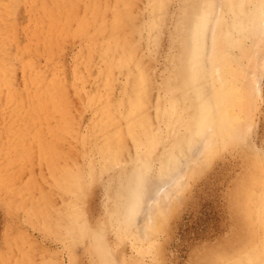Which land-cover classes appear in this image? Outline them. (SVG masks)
I'll use <instances>...</instances> for the list:
<instances>
[{"label": "rangeland", "instance_id": "rangeland-1", "mask_svg": "<svg viewBox=\"0 0 264 264\" xmlns=\"http://www.w3.org/2000/svg\"><path fill=\"white\" fill-rule=\"evenodd\" d=\"M76 1L79 5L77 7L74 4L77 3ZM76 1L72 2L74 5L67 2L71 8L66 7L65 2H60L63 3V8L58 7V0L2 1L0 27L3 28L4 34H12L14 39L21 42L16 44L10 38L0 37V43L6 44L8 48V55L1 53L7 57H4L8 66L6 80L10 81L12 91H16L18 95L25 94L28 83H30L27 81L29 77L31 79L39 77L38 80L42 82L43 88L46 84H48L47 87L49 86L48 89L55 85L58 88L62 86L61 89L59 88L60 91L56 90L59 91L58 94L62 100L65 95L67 96L63 100L67 113L62 116V113L52 111L49 113L51 115L8 112L5 103L7 87L0 95V264H100V260L99 263L95 260L91 244L88 241L82 243L78 235L74 236L76 222L83 225L86 221L90 223L84 224L88 228H96L99 225L104 227L107 232H105L107 235L104 233L106 235L104 241L107 245L109 243L108 246L112 249L118 247L115 252L121 260L135 256L136 246L139 245L137 248L146 247L145 249L150 252L145 254L141 264H232V261H236L238 264H241L239 262L251 264V261L248 260L253 258L254 255L250 256L252 253L256 254L254 260L259 258L258 261L251 259L253 263L264 264V41L258 48L256 47L258 51H251L252 55L258 57L255 60L256 67L254 66L257 68V70L255 69L257 72L252 73L253 66L251 64L250 69L245 68L251 58H242L245 59L244 63L241 60L242 66L247 64L245 69L243 68L247 70L244 71V76L246 77L245 74L249 75V73L253 74L252 78L250 75L247 76L253 83L246 80L247 78L244 79L253 86V94L251 93V98L247 99H250L248 105L251 106L249 107L251 113L248 110V116L241 112L247 105L245 103H249L243 95L245 89L242 88L244 98L241 97V93H239L240 96L235 95L239 96L237 97V99L240 98L239 102L242 101L245 104L241 102L240 107L243 106L240 110V113H243L241 116H244V121L249 120L247 124L244 122L243 126L245 128V125H248V128H242L244 132L242 135L245 134L246 141H243L244 138L232 141L229 147L218 152L210 163H205L200 167L201 173H197V175L195 173L194 176L192 175L193 177L190 175L192 170L196 172V165L190 172L188 170L187 175L184 176V179L187 180H182L181 188H178L180 193L184 192L181 195L177 193L175 195L177 198L174 196V202L176 199L179 200L176 201L175 208H173L174 202L173 206L170 204L175 210L172 211L169 206L168 209L172 212H165L168 215L167 218L164 214L161 217L163 220L158 221L160 222L159 226L162 225L158 226L159 233L153 237L155 245L149 240L134 244L128 239L119 240L116 232L111 228L109 217L114 209V203L109 194L116 187L117 189L121 187V183L117 179H120L122 173L129 171L128 177L132 174L128 169L130 168V166L128 167L129 160L139 156L141 152L137 151L132 140L127 137L125 141L128 144L124 145V141L122 146L123 150L126 149L125 156L120 149L119 159L114 164L115 166L107 168L106 165L101 164L100 149L95 146L93 138V124L96 120V107L94 106L96 104L93 105L92 99L97 97L101 91V95L108 94L106 95L109 99L106 98L104 103L110 107L111 105L112 107L116 106L121 102L124 93L130 92L128 73L124 69L119 71L121 69L118 68L117 71L115 68L114 72L113 70V73L111 72V76L114 78L111 80V85L106 86L105 81H102L104 80L103 73L107 72L108 68L104 59L101 58L104 45V42H101L102 38L101 36L93 38L96 34H94L95 25H93L95 20L98 18L99 23L102 21V17L94 15V11L100 7L103 16L102 23L110 25L118 6L122 7L125 14L129 9L128 6L124 7V4L129 2V7L131 4L130 8H134L127 14H130L135 20L129 16L124 21L126 28L121 29L122 38L119 39L122 44L125 43L123 45L131 53L134 52L132 56L135 60L132 65L139 63L141 71L145 74L144 91L146 90L145 94L147 93L145 96L147 101L145 98L144 112L151 117L148 118L150 121L151 119L152 122L154 121L152 124L156 127L159 126V121L156 119V104L159 97L164 95L165 81L173 69V56L179 53L180 41L186 40L188 46L189 37L186 31H181V28L186 24L189 25V18L192 21L201 9L204 13L207 11L206 14L209 17L206 20V30H203L202 41H204V50L209 52L211 27L215 26V21H220L222 14V17L226 15V8L223 4L224 0H208V2L207 0L203 2L202 0L200 2L198 0H165L168 4H164L166 7L163 5L162 12L167 11V13H164L166 15L160 20L161 26L158 27V31L151 35L148 27L152 15L150 0H135L136 3L132 0H124L125 3L123 0H108L112 4L106 0H96V5L95 0ZM84 1L90 3L86 4ZM117 1L118 3L120 1L119 5L116 4ZM188 5L190 6L189 12ZM72 6L76 10L75 15L73 12L67 11L73 10ZM93 6H96L95 10ZM64 8L66 9L63 14ZM104 8L106 9L104 10ZM60 9L62 11L59 15L62 18L63 31H65L63 36L66 33L68 35L65 38L61 36L52 45H48L47 39L51 35L47 29L55 21L54 11ZM210 10L213 11V15L208 12ZM66 11L71 19L65 13ZM91 11H93L94 17L91 15ZM108 11L109 13L106 14ZM211 16H213L212 19ZM82 21H84L85 28L83 25L80 27ZM132 25L133 27H131ZM42 32H44L43 36ZM180 33L183 37L179 38ZM125 34L128 37H124ZM150 35L152 42L149 41ZM88 36H92L91 40L97 37L96 42H98L95 43L98 45L94 47L95 49L91 48L94 55L91 52L90 56L88 51L90 37ZM158 36L159 40H157ZM156 41H160V47ZM99 43L101 44L99 45ZM131 44L133 46L130 49L129 45ZM152 44L156 47L155 49ZM244 44L245 48L249 47L247 41ZM27 47L28 50H26ZM234 52L240 54L241 50L237 48ZM209 54L210 52L205 55L206 61ZM25 61L28 63L24 66L23 62ZM205 63L206 66L207 62ZM244 76L242 77L244 78ZM243 78H241L242 82H238L240 86L246 84L243 83L246 82L243 81ZM174 84L180 85V80H176ZM207 84L211 85V82L205 83L204 86H208ZM211 86L210 90L208 86V90L206 93L204 92L206 96L209 91L213 90ZM63 91L64 94H62ZM103 92L105 94H102ZM211 95L209 94V96ZM91 101L92 103H90ZM16 104L18 105V101ZM180 107H183V103L180 104ZM182 119H185V116ZM62 120L67 126L63 125ZM192 121L196 122L195 117ZM91 125L92 129H90ZM165 135L163 134V138ZM89 136L92 138V142L85 143L84 138ZM168 140L169 135L163 141L167 142ZM201 147V142L194 145L193 154ZM163 148L164 145L158 148V153ZM204 154L205 151L201 153L197 161L200 159L201 163ZM185 157L187 158V156ZM185 157L181 158L184 159L182 161H185ZM152 159L158 163V159ZM155 165L157 168V164ZM90 170H95L93 176L90 175ZM109 170L110 173H108ZM78 171H80L81 179L86 183L89 182L86 190L81 194L78 192L75 181ZM94 175L98 177L96 180L93 178ZM172 175L174 172L161 177L154 171L147 175L149 178L146 176L147 179H144L147 180L144 182L145 190H142L144 200L141 199L143 207L140 220H143L150 208L154 191L157 190L159 195L160 190L173 183ZM176 176L178 177L180 174H176ZM191 177L194 179L191 180ZM91 180H93L92 184H90ZM187 181L190 185L183 183ZM182 186L186 189L184 190ZM75 218L79 222L74 221ZM164 226L166 228L162 232L159 231ZM260 254L262 255L260 256ZM238 257L241 258L238 260Z\"/></svg>", "mask_w": 264, "mask_h": 264}, {"label": "bare ground", "instance_id": "bare-ground-1", "mask_svg": "<svg viewBox=\"0 0 264 264\" xmlns=\"http://www.w3.org/2000/svg\"><path fill=\"white\" fill-rule=\"evenodd\" d=\"M2 1L3 0H0V16L2 13ZM74 1L76 0H58V7L63 8L62 6H64L62 5L63 3H60V2H65L66 5H67V2L69 3L71 2L72 5L76 4V7H77L78 1H76L77 3H74ZM132 1L135 2V0H132ZM203 1L204 0H202V2ZM106 2H110V1L106 0ZM198 2H200V0H198ZM84 3L86 2L84 1ZM89 3H86V4H89ZM94 3L96 5V0L94 1ZM165 3H167L165 2V0H150V7H151L152 15H151V19L149 18L150 21H149L148 27H149L151 35H154L158 31V27L161 26L160 20L163 18L164 15H166L164 13H167L166 11L167 8L165 10L166 12H162V8ZM114 4H113V7L115 8ZM116 4L119 5L120 1L119 3L117 1ZM128 4L126 5L124 4V7L128 6V9H129L127 10L126 14L122 10V7L119 8L118 6L119 10L116 7L117 11H115V14L113 12L114 18L112 19L113 21L112 23H110V25L105 22L104 23L107 25L102 23L103 16H102V13L100 12V7H99L100 4L98 5L99 9L96 8V10H95L96 6H93L95 10L94 15H97L100 18L102 17L101 23L98 22L97 20L98 18L96 17L97 19L95 20V23L93 24L95 25L94 34L95 33L96 34L94 35L93 33H91L94 35L93 38L95 36H98V38L99 36H101L102 38L101 42L102 43L104 42V45L102 44L103 51H102L101 58L104 59V62L107 64L106 66L108 69H107V72L103 73L102 77L104 80L102 81L103 82L105 81L106 86L111 85L112 83L111 80L114 79L111 76V72L113 69L115 70V68H117V71L119 69H121L119 71H122L123 69L127 71L128 73L127 79L130 85L129 86L130 92L124 93L123 98L121 99V102L118 103L116 106L113 105L114 107H112V105L110 107L104 103V100L108 97L107 93L106 95L103 92L102 94H105L104 96V95H101V91H99L100 94L97 97H94L92 99L94 102L93 105L96 104V106H94L96 107V112H95L96 120L94 121V124H93V129H94L93 138H94L95 146L100 149V153H101L100 161H102L101 164L106 165L107 168H110L111 166H113L116 163L117 159H119L118 156H119L120 149H122L123 155L125 156L124 151L126 152V149L123 150L124 147L122 148V146H123V142L125 141L127 137H129L130 140H132L133 145L137 149V151L141 152V153L139 152L140 153L139 156L132 157L129 160L128 167L130 166V168L128 169L132 172V174L128 177L129 171L128 173L127 172L122 173V175L120 176V179H117V181L121 183V187L119 189H117L116 187L114 190L111 191V194H109L110 199L114 203V206H113L114 209L110 213L109 221L111 222L110 224L111 228L116 232V236L119 240L128 239L129 241L131 240L134 244H138V242L140 241L143 242L144 240H149L150 243H154L153 237L156 233H159L158 229L162 225L161 224L159 226L160 222L158 221L163 220V218L161 219V217L164 214H166V218H167L168 216L167 213L168 212L171 213L173 210H175L173 208H175L176 201H179V200L176 199L174 202L173 199H175V197L177 198V196H175L177 193L181 195L182 192H184V191H181L180 193L178 191V188H181L180 184L182 183V180L186 179V178L184 179V176L187 175L186 172L188 170L190 172L192 168L194 169L196 167L195 168L196 172L192 170L190 175L194 176L195 173L196 175L197 173H201L200 167H202V165L205 163H210L212 161V158H215L218 152L224 151L226 148H228L232 141L239 140L240 138L241 139L244 138L245 140L243 141H246L245 134L242 135V133H244L242 131V128L244 126V122L247 124L248 123L247 121L249 120L244 121L245 118L244 116H241V114L242 115L243 113L247 114L250 111L249 107L251 106L248 105L250 104L249 102L250 99L249 100L247 99L251 98L250 96H252L253 94L252 92L253 86L252 84L249 83V82L253 83V81H251V79H248L249 77H247L250 75V73L249 75L245 74L246 77L244 76V73L247 71L244 69L245 68L250 69L249 66L252 65L253 66V68H251L253 69L252 73H254L257 70V68H255L256 67L255 60L258 57L254 54L252 55L251 51H254V50L255 52L258 51L257 48L259 47L261 42L264 41V0H224L223 4H225V8H226L225 14L226 15L222 17L223 16L222 14L221 18L219 17L220 21L218 22L215 21L214 23L215 26L212 25L213 27H211L210 35H209L211 39L210 50L208 48L210 54L209 56H207L208 57L207 61H206L207 58H205V55H207L209 52L207 50H204L205 49V46L203 43L204 41H202L204 37L203 30L204 29L206 30V27H207V26L205 27L206 20L209 17L206 14L207 11L206 13H204L203 9H201V11L197 15L194 14L195 16L193 17L192 21H191V18H189L188 20L189 25L186 24V26H183L181 28V31H186V34L189 37L188 46H187L186 40L180 41L181 46L179 49V53L173 56V59H174V62L172 64L173 69L165 81L164 95L159 97V100H158L159 103L157 101V104H156V107H157L156 119H158L159 121V123L157 122L159 126L157 125L156 127H154L155 125L152 124L154 121L152 122V119L150 121L148 118L150 116L144 112V104L146 106V103L144 102L147 101V98L145 97L147 96V93L145 94L146 90L144 91L145 74L141 71V68H140L141 65L139 63H138L139 65L138 64L136 65V63L134 66L132 65L135 60V58L132 56L134 55L133 54L134 52L131 53V51L128 50L127 47L123 45L125 43L122 44L120 42L121 39H119V38H122L121 29L126 28V24L124 26V21L127 20V18L130 16V14H127V13L128 11H131L134 9L133 7L130 8L131 4H130V7ZM68 5L66 7L71 8ZM72 7L74 10L75 9L74 6ZM93 7H92V10H93ZM106 8H104V10ZM65 9L66 8H64L63 10V14H64ZM187 9L189 12L190 10L189 5L187 6ZM73 10H70V11L67 10V11L73 12L74 14L76 10L74 11ZM214 10L217 11V9H214ZM60 11H62V9L58 11L57 10L54 11L53 15H54L55 21L47 29L51 35L50 38L47 39L48 45H52L53 42L56 39L58 40L59 37L62 36L63 38H65L66 35H68L66 33V35L63 36L65 34V31H63L64 26L62 23V18L59 15ZM67 11L65 13L68 14ZM91 12L92 14L91 13L90 14L94 17L93 11ZM208 12L210 13L211 10ZM107 13H109V11L106 12V14ZM218 14H217V17H218ZM68 17L70 18L69 14H68ZM134 18H135V15H134ZM212 18L213 16H211V19ZM131 19L133 18L131 17ZM84 21L80 22L82 23L80 27L83 25L84 27L83 26L82 27L85 28V25L83 24ZM131 27H133V25ZM131 27L129 26V29H131ZM161 30L163 31V29ZM44 32H42V36ZM126 33L129 34V32H126ZM130 34H133V33H130ZM151 35L149 39L150 42H152ZM3 36H5V38H10L11 41L15 42L16 44L21 43L18 39H14L12 34L11 35L8 33L4 34L3 28L0 27V37H3ZM125 36L128 37V35L126 34L124 35V37ZM180 36L183 37L182 33H180L179 38ZM91 37L89 38V43H88V47L90 48L88 49L90 53L89 56L92 55L91 52L93 53L91 48L98 46L96 45L98 43L96 42L97 37L95 39L92 38V40H91ZM159 38L160 37L158 36L157 40H159ZM127 40L129 41L130 37ZM244 40L245 42L247 41L248 43L247 45L250 48L247 47V45L246 47L248 49L244 47L245 46ZM131 41L133 40L131 39ZM125 42L128 44L127 41ZM159 42L160 41H158L157 43ZM100 44L101 43H99V45ZM18 45L20 48H22L20 44ZM160 45L161 43H159V47ZM6 46H7L6 44L0 43V95L4 92V90L7 87V91L5 95V101H6L5 103L7 104V108L6 107L5 108L8 110V112L11 111V112H24L28 114L48 115L52 111V112H58V113L60 112V114L62 113V116L66 114L67 111H65V104H64L65 102L63 100L66 99L67 96L63 95L64 99L62 100L58 94V92L60 91L59 88L62 86L58 88L55 85V87L57 88L52 86V88L48 89L49 86L47 87L46 85L48 84H46L44 86L45 88H43L41 85L42 82L38 80L39 77L38 79L37 78L31 79L29 77V80L27 81L30 83H28V89H26L25 94L18 95V93L16 94V91L15 92L12 91L13 88H11L12 85L10 81L8 82L6 80L7 78L6 70L8 66L6 64L5 58L7 57L2 55L1 53L3 52L6 55H8V48ZM129 46L131 49V46H133V44ZM155 48L156 47L154 46V49ZM237 48L241 50L240 54L239 52L238 53L234 52V50ZM28 49L29 48L27 47L26 50ZM205 51L208 53L205 54L206 53ZM244 57H247L248 59L251 58L248 61L249 62L248 66L247 64H244L242 66V63H244V60H245L242 58ZM241 60H243L242 63H241ZM137 61L138 60H136V62ZM205 62H207L206 66H205L206 64ZM27 63L28 62L26 61L23 62V65L25 66ZM252 63L255 65H253ZM241 73H243V75H241ZM252 75L253 74L250 75L251 76L250 78H252ZM242 76H244V78ZM241 78H243V81L248 80L249 82L248 81L243 82V83H246V84L242 83L245 86H242V85L240 86L238 82L239 81L242 82ZM178 79L180 80V85L174 84V82ZM207 82L208 83L211 82V85L213 83V86L207 84L209 86V90H210V86L211 88H213L212 91H209L210 93L207 91L208 96L205 95L206 90H208V86L206 85L204 86V84ZM103 87L105 88V86ZM203 87H206V88H203ZM242 88L245 89V91H243L244 92L243 95H245L244 97L246 98L245 100L249 102V103H245L248 105L247 106L244 104V102L241 101L245 105V107L243 108L244 111L241 110L243 106L240 107V105L242 104L241 102H239L240 98L237 99V97H239L240 95L241 97H243ZM56 89H58L59 91L57 92ZM64 91L66 92V89ZM64 91L62 94H64ZM239 93L241 94L239 95ZM209 94L210 95L212 94V95L209 96ZM235 95H239V96L236 97ZM145 98H146V101H145ZM16 101H18V105L20 106L16 104ZM90 103H92V101ZM181 103H183V107H180ZM14 105H16L17 108ZM240 110L243 113H240ZM249 113H251V111ZM248 114L246 116H248ZM183 116H185V119H182ZM193 117H195L196 122L192 121ZM62 123L64 126H67L63 122V120H62ZM246 127L248 128V125H245V128ZM90 129H92V125ZM163 134H166L164 138H163ZM168 135H169V140L167 142H164L163 140L166 139ZM84 142L85 143L92 142V138L90 136L86 137L84 138ZM199 142H201L202 147L199 148L195 152V154H193L194 151L192 148L194 145H196ZM124 143H125L124 145H126L127 142L125 141ZM163 145H164V148L160 151V153H158V150H159L158 148H160L161 146L163 147ZM204 151H205V154L201 158V163H200V159L199 161H197V158L201 155L202 152L204 153ZM185 156H187V158ZM182 157H185V161H182L184 160V159H181ZM152 158L158 159V163H155V160ZM155 164H157V168H155L156 167ZM106 166H105V170H106ZM95 170H92V171L90 170V175L93 176V172L95 173ZM154 171H156V174L161 177H163L164 175L165 176L171 175L174 172V175H172V177H174L173 183H170L169 187L165 186V188L162 189L163 192L162 190H160V192L162 193L159 192V195H158V191L155 189L156 192L154 191L153 197L151 198L150 208L148 212L146 213L145 217L143 218V220L142 219L140 220L139 217H140V213L143 207L142 200H144V195H143L144 192H142V190L143 189L145 190L144 187L146 185L144 182H147V180L145 181L144 179H147L148 177L147 175H149L150 173H153ZM78 172L79 173H77V179L75 181L77 183L78 192L81 194L82 192L86 190L87 184L89 182L88 183L84 182L81 179L80 171ZM101 172L103 174V170ZM110 172L111 171L109 170L108 173ZM176 174H180V176L177 177ZM95 176L96 175H94L93 178L96 180V178L98 177L97 176L95 177ZM192 177H191V180L194 179ZM92 181L93 180L90 181L91 182L90 184H92ZM183 183L188 185L189 182L187 181ZM185 184L184 186H186ZM184 186H182V188ZM183 189L185 190L186 188H183ZM141 195H143L142 198H141ZM173 202H174V207L172 208L171 205L173 204ZM169 206L172 208V211L168 209L170 208ZM83 218H84V215L82 219ZM74 221H78L77 218H75ZM86 222L83 223V225H79V223L77 224L76 222V226L74 228L75 229L74 231L76 232L74 231L72 232H74V236L75 235L79 236L80 241L82 243H84V241H88V243L91 244L92 249L94 251L93 255L95 257V260L98 261V263H99V260L101 261L100 264H141V262H143V257L148 252L145 249L146 247L137 248L139 245L136 246L137 253L135 256L132 255L133 257L124 258L123 260H121L119 259V255L117 254V252H115L117 251L115 249H117L118 247L115 249H112L111 247L108 246L109 243L107 245V243L104 241L106 240L105 236L107 235L106 234L107 232L105 231L104 227L99 225L96 228H88L87 226H85ZM103 225L105 226L106 224H104L103 222ZM161 228L159 231L162 232V230H164L166 227L164 226L163 229ZM150 245H147V246L149 247ZM116 246L117 245L115 244V247ZM252 255L256 256V254H253V253L250 254V256ZM261 255L262 254H260V256ZM254 256L252 257L255 258ZM260 256H257V257H260ZM239 258L241 257H238L237 259L239 260ZM253 258H250V260L248 259L247 260L251 261V264H254L255 262L253 263L251 260ZM258 259L259 258H256L255 260L258 261ZM234 263L238 264V262L232 261V264ZM239 263L244 264L242 262H239Z\"/></svg>", "mask_w": 264, "mask_h": 264}]
</instances>
